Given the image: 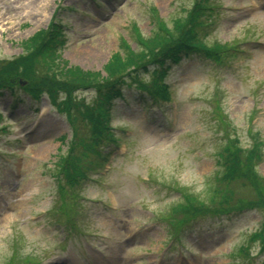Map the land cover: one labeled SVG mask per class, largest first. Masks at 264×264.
<instances>
[{
	"label": "rangeland",
	"instance_id": "obj_1",
	"mask_svg": "<svg viewBox=\"0 0 264 264\" xmlns=\"http://www.w3.org/2000/svg\"><path fill=\"white\" fill-rule=\"evenodd\" d=\"M204 1L212 7L202 13L200 37L223 48L220 55L168 62L167 102L121 85L110 102V135L93 149L83 121L72 129L45 92L31 99L20 89L0 91V264H264L257 242L238 252L264 209L181 212L188 199L216 194V152L228 140L263 143L256 174L264 177V0ZM193 2L0 0V64L25 54L24 43L57 22L64 39L57 65L105 77L125 43L141 48L138 34L160 32L158 20L171 28ZM147 66L135 71L140 81L157 68ZM74 95L90 102L96 92L88 86ZM80 141L83 177L62 189L56 162Z\"/></svg>",
	"mask_w": 264,
	"mask_h": 264
},
{
	"label": "trees",
	"instance_id": "obj_2",
	"mask_svg": "<svg viewBox=\"0 0 264 264\" xmlns=\"http://www.w3.org/2000/svg\"><path fill=\"white\" fill-rule=\"evenodd\" d=\"M193 5L190 12L184 18L176 19L171 28L158 20L160 32L147 39L138 34L141 48L135 50L125 43L123 48L126 53H116L112 62L105 68L107 72L105 77L81 68L57 65L56 59H61L59 46L64 43V39L59 24L52 23L48 30L37 32L24 43L25 54L0 64V91L7 89L13 94L20 89L29 93L32 99H35L39 92H45L50 98V103L55 108H60L66 115L72 129L75 128L77 120L83 121L89 129L87 144L93 149L94 145L110 135L108 126L110 102L121 96V85L127 87L134 85L145 91L150 98L167 102L171 99V92L163 80L167 71L165 65L168 62H177L181 57L189 56L191 53L212 59L221 52L223 48L217 44L209 46L200 37L206 23L202 13L211 9L210 6L207 7L204 0H194ZM148 62L154 63L157 68L153 70L148 82L140 81L135 71L139 69L147 71ZM24 78L27 82L24 85L19 84L18 79ZM49 80H52L53 85L48 83ZM88 86L93 87L96 92L92 101L85 102L74 95L77 89ZM59 91L64 95L61 99L55 100ZM262 144L256 139L246 148L240 147L232 140L223 144L224 147L216 152V163L221 167V171L215 175V185L212 186L213 193L216 194L208 201L198 197L188 199L184 204L186 207H181L183 210L181 212L187 214L198 212L200 209L222 212L246 208L248 205L264 209V177L256 174V165L263 158L259 149ZM76 145L79 146L76 152L66 153L56 162L62 178L64 176L62 189L71 190L78 184L79 178L83 177L80 162L85 152V144L80 141ZM237 185L249 190L251 196H242L236 188ZM68 197L74 196L68 193ZM184 198L186 200L187 195ZM75 201L76 199L71 200V203L75 204ZM249 238L246 244L239 247L238 252L246 255L248 243L252 242H257L259 250H264V217L260 227L253 231Z\"/></svg>",
	"mask_w": 264,
	"mask_h": 264
}]
</instances>
